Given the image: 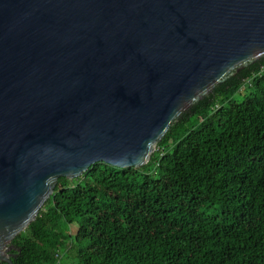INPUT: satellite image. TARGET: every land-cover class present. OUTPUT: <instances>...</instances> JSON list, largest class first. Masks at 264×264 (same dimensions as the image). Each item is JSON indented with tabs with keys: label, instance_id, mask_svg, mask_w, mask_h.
I'll return each instance as SVG.
<instances>
[{
	"label": "water",
	"instance_id": "water-1",
	"mask_svg": "<svg viewBox=\"0 0 264 264\" xmlns=\"http://www.w3.org/2000/svg\"><path fill=\"white\" fill-rule=\"evenodd\" d=\"M264 55V0H0V261L59 177L139 168Z\"/></svg>",
	"mask_w": 264,
	"mask_h": 264
},
{
	"label": "trees",
	"instance_id": "trees-1",
	"mask_svg": "<svg viewBox=\"0 0 264 264\" xmlns=\"http://www.w3.org/2000/svg\"><path fill=\"white\" fill-rule=\"evenodd\" d=\"M12 244L13 264H264V55L173 121L141 167L59 177Z\"/></svg>",
	"mask_w": 264,
	"mask_h": 264
},
{
	"label": "built area",
	"instance_id": "built-area-1",
	"mask_svg": "<svg viewBox=\"0 0 264 264\" xmlns=\"http://www.w3.org/2000/svg\"><path fill=\"white\" fill-rule=\"evenodd\" d=\"M262 71V70H261ZM248 81V80H247ZM244 89H245V85H242L241 86V88H240V90H239V92L240 93H243L244 92ZM215 108L217 109V108H219V106L218 105H215Z\"/></svg>",
	"mask_w": 264,
	"mask_h": 264
}]
</instances>
